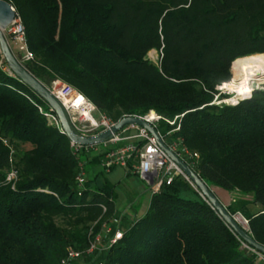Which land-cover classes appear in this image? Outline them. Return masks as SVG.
<instances>
[{
  "label": "trees",
  "instance_id": "1",
  "mask_svg": "<svg viewBox=\"0 0 264 264\" xmlns=\"http://www.w3.org/2000/svg\"><path fill=\"white\" fill-rule=\"evenodd\" d=\"M5 1L25 27L34 59L21 63L33 76L69 85L114 123L154 111L166 143L198 155L184 160L233 196L228 212L264 246V90L236 105L219 91L236 60L264 56V0ZM46 113L0 51V264H61L70 251L83 253L74 264H264L183 176L124 228L106 172L79 187L82 157ZM114 220L122 239L87 255Z\"/></svg>",
  "mask_w": 264,
  "mask_h": 264
},
{
  "label": "built area",
  "instance_id": "2",
  "mask_svg": "<svg viewBox=\"0 0 264 264\" xmlns=\"http://www.w3.org/2000/svg\"><path fill=\"white\" fill-rule=\"evenodd\" d=\"M5 33L15 41L18 52L24 62L34 59L27 45L25 27L19 17H16L13 24ZM49 90L62 105L74 131L81 137H96L111 130L117 124L112 122L106 115L99 112L90 100L69 85L56 81ZM45 117L49 120L50 124L55 125L63 132L59 119L53 112L46 113ZM140 118L152 124L156 130V124L161 120L159 115L153 114L152 112ZM162 138L165 141L164 137ZM5 144H8V142L5 141ZM71 145L78 156L84 154V152L90 153L91 151H94L98 156L101 155L99 166L106 173H110L115 168L120 167L126 169L128 173L138 176L142 181L152 186L153 194L157 192L164 183L167 185L172 184L177 176H183L189 181L183 170L170 159L166 152L159 146L156 139L145 128L140 126H127L115 134L112 139L103 144L81 146L71 142ZM167 145L182 160H184V158L189 160L198 158L197 154L193 155L186 149L182 141H174L171 145ZM101 146L103 148H101ZM18 178V172L12 170L7 176V181L9 183H16ZM87 179L88 172L86 170V164L81 161L77 177L79 187L82 188ZM240 216V214L235 215L237 218ZM245 222L248 224L246 220ZM246 230L249 231V228ZM110 232H112L111 229L108 230V233ZM122 237V232L116 231L111 243H116L121 240ZM100 241L101 235L90 244L86 254L93 255L98 250ZM247 247L252 249L249 246ZM81 255H83V253L70 251L61 264H71L73 261L80 258Z\"/></svg>",
  "mask_w": 264,
  "mask_h": 264
},
{
  "label": "water",
  "instance_id": "3",
  "mask_svg": "<svg viewBox=\"0 0 264 264\" xmlns=\"http://www.w3.org/2000/svg\"><path fill=\"white\" fill-rule=\"evenodd\" d=\"M17 17L14 7L5 0H0V51L3 59L10 71L23 82L29 86L35 93L39 95L51 108L52 112L59 119L64 134L71 142L81 146H94L107 142L112 139L115 134L120 132L123 128L135 125L145 128L157 141L159 146L166 152L170 159L175 162L185 173L192 185L200 192L202 197L212 206V208L219 214L224 222L230 229L241 239L244 243L264 256V246L258 243L248 231L239 223L237 217L232 216L227 207L224 206L217 196L214 194L212 188L197 175L194 170L177 154H175L167 143L163 140L162 136L155 129V127L140 117H127L119 121L111 130L106 131L93 138H84L78 135L72 128L67 114L65 113L62 105L53 96L51 91L40 80L33 76L24 65L14 55L9 42L6 38V30L13 24ZM237 61V60H236ZM235 61V62H236ZM234 62V63H235ZM233 63V65H234ZM232 65V67H233ZM153 114H156L152 111Z\"/></svg>",
  "mask_w": 264,
  "mask_h": 264
},
{
  "label": "rangeland",
  "instance_id": "4",
  "mask_svg": "<svg viewBox=\"0 0 264 264\" xmlns=\"http://www.w3.org/2000/svg\"><path fill=\"white\" fill-rule=\"evenodd\" d=\"M5 35L14 55L18 58L20 62H24L23 58L18 52V48L15 41L7 33H5ZM149 54H151L148 55L149 60H151L153 63L156 64L159 63L160 56L156 51L150 52ZM235 68H236V64H235ZM237 71H238V75L232 72L233 74L232 82H236L237 84V90L235 92L227 91L226 89L223 88L224 86L219 88L220 93L229 97L228 100L223 101L222 103H226L229 105H236L240 101L244 100L241 99L242 93H247L251 97L255 90H264V82L263 84L262 83L260 84V82L258 81H252L250 87L245 86L243 84L240 71L239 70ZM101 148L103 147L101 146ZM79 156L82 157V161L86 164V170L88 172V176L94 174L97 170L100 169V166L97 167L91 164L93 162V159L98 156L96 153H94V151H91L90 153L84 152L83 155L81 154ZM106 179L108 180V182H110L113 186L116 187L117 210H118L117 216L119 217L117 218L119 219V221L122 215L124 214L129 215L130 212L132 211L136 210L139 213H142V211L144 210V208H146L148 204V197L150 195L149 192H147L146 194H144V197L142 196L141 188L145 187V185L141 180H139L134 176L128 178L127 173H125V170L121 168H117L111 171L110 173H106ZM138 203L139 204L141 203V205H139ZM121 220L124 228L129 226L124 216ZM238 220L243 225L244 228L248 229V224L245 222V219L242 216H240ZM112 224H115L116 227L118 225V223L115 220L109 224H106V226L104 227V231L101 235V241L98 245V250L104 248L105 246H108L109 242H111L113 238L111 237L112 232L108 233V230L112 229ZM76 261L77 260H75L72 264L77 263Z\"/></svg>",
  "mask_w": 264,
  "mask_h": 264
},
{
  "label": "bare ground",
  "instance_id": "5",
  "mask_svg": "<svg viewBox=\"0 0 264 264\" xmlns=\"http://www.w3.org/2000/svg\"><path fill=\"white\" fill-rule=\"evenodd\" d=\"M236 68L237 70L240 71L241 78L245 86L250 87L252 81H258L260 82V84L261 83L263 84L264 82V56L254 55V56L238 59L236 61ZM223 86H224L223 87L224 89L230 92H235L237 90L236 82H230ZM249 97H250L249 94L242 93L241 99H246Z\"/></svg>",
  "mask_w": 264,
  "mask_h": 264
},
{
  "label": "crops",
  "instance_id": "6",
  "mask_svg": "<svg viewBox=\"0 0 264 264\" xmlns=\"http://www.w3.org/2000/svg\"><path fill=\"white\" fill-rule=\"evenodd\" d=\"M97 167H98V166H97ZM118 168H120V167H118ZM115 169H117V168H115ZM115 169H114V170H115ZM121 169L125 170V173H127L128 178H130L131 176H134V177L138 178L139 180H141L138 176L128 173V171H127L126 169H124V168H121ZM100 170H101V168H100L99 170H97L96 172H99ZM112 171H113V170H112ZM89 176L92 177L93 174H91V175H89ZM141 181H142V180H141ZM142 182H143V184L145 185V187H142V188H141V190H142V196L144 197V194H146L147 192H149V195H150V196L148 197V204H147L146 208H144V210L142 211V213H139L138 211L135 210V211L130 212L129 215H125V214H124V215L121 216V219L123 218V216L126 218L127 223H128L129 225H131L132 223H134L135 221H137L139 218L143 217V216L146 214V212H147V210H148V208H149V205H150L151 199H152V195H153V189H152V186L149 185L148 183L144 182V181H142ZM212 189H213V188H212ZM213 191H214V194H215V195L217 196V198L219 199V201H220L224 206L228 207V206L232 203V201H233V196H232L230 193H228V192H226V191H224V190H222V189H220V188H214ZM138 204H139V203H138ZM139 205H141V203H140ZM134 207H135V206H134Z\"/></svg>",
  "mask_w": 264,
  "mask_h": 264
}]
</instances>
